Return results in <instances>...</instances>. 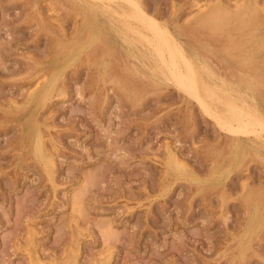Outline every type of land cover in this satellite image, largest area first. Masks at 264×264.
Instances as JSON below:
<instances>
[{"label": "rangeland", "instance_id": "374dc122", "mask_svg": "<svg viewBox=\"0 0 264 264\" xmlns=\"http://www.w3.org/2000/svg\"><path fill=\"white\" fill-rule=\"evenodd\" d=\"M139 1L188 53L258 74L264 113V0ZM217 7L231 13L212 30ZM127 19L94 0H0V264H264V133H225L154 75Z\"/></svg>", "mask_w": 264, "mask_h": 264}, {"label": "bare ground", "instance_id": "6f19581e", "mask_svg": "<svg viewBox=\"0 0 264 264\" xmlns=\"http://www.w3.org/2000/svg\"><path fill=\"white\" fill-rule=\"evenodd\" d=\"M75 2V0H73ZM78 1V0H77ZM107 8L113 10V13H117L120 16L127 17V22L124 26L130 32L136 33L137 36H133V40L136 43L130 44V46L137 47V42L141 47L138 50L139 56H142L141 62L147 66L148 69L152 70L154 75H161L162 79L170 81L174 86L179 88L189 98L196 101L204 113L213 118L217 125L222 130L230 132L234 135H245L249 136L254 134L263 138L264 133V113L259 109L255 102L254 89L256 88V80L259 79L258 74H253L252 71L247 69L245 71L242 67H238L235 71L229 73L227 69L222 71L219 67L215 66L209 59L208 56L203 55L198 50V47L191 49L188 53L185 49L184 44L176 34L172 33L165 25H162L158 19L151 16L148 13L139 0H94ZM80 2V0H79ZM242 1H240L241 3ZM222 3V2H221ZM248 4V2H247ZM82 6V5H81ZM115 6L122 7V11H118ZM126 8H123V7ZM205 6V5H204ZM203 6V7H204ZM227 6V5H226ZM241 6V5H240ZM207 7V6H205ZM230 7V6H228ZM210 8V7H209ZM239 8V7H237ZM242 8V6H241ZM52 9V8H51ZM147 9V8H146ZM205 9V8H203ZM236 9V8H235ZM260 9V8H259ZM95 10V9H94ZM89 11V9H88ZM78 12V11H77ZM92 12V11H91ZM246 12V11H245ZM73 13V12H72ZM97 13V12H95ZM103 13H106L105 11ZM231 11L228 9H222L217 7L213 11L209 12L204 18H202V24L209 26L210 29L214 30L220 26L222 19H225ZM76 14V12H75ZM78 14V13H77ZM102 14V13H101ZM107 14V13H106ZM245 14V13H244ZM242 14V15H244ZM251 14V13H249ZM40 15V14H39ZM105 15V14H104ZM42 16V14H41ZM80 16V15H79ZM235 16V15H234ZM56 17V16H55ZM108 17V15H107ZM247 18V17H246ZM132 19H135L139 23V26H134ZM193 20V19H192ZM60 20L57 19L59 23ZM120 22V21H119ZM125 22V21H124ZM185 22V21H184ZM57 23V24H58ZM178 23V22H177ZM113 24V23H112ZM76 25V23H75ZM177 25V24H176ZM77 26V25H76ZM115 27V26H114ZM124 27V28H125ZM225 27V26H224ZM62 28V27H61ZM79 28V27H78ZM144 28V30L142 29ZM63 29V28H62ZM76 30V29H75ZM105 30V29H104ZM118 30V29H117ZM64 31V30H63ZM120 31V30H119ZM123 31V30H122ZM74 32V31H73ZM126 32V31H125ZM174 32V31H173ZM122 33V32H121ZM132 33V34H133ZM177 33V32H176ZM179 33V32H178ZM65 34V33H64ZM73 34V33H72ZM125 34V33H124ZM127 34V32H126ZM118 35V34H117ZM135 35V34H134ZM102 36V35H101ZM123 36V35H122ZM66 37V36H65ZM68 37V36H67ZM66 37V38H67ZM127 37V36H126ZM128 38V37H127ZM129 40V38H128ZM231 40V39H230ZM133 41V42H134ZM132 42V41H131ZM232 47L242 51L238 43L232 39ZM115 43V42H114ZM110 44V43H109ZM56 47V46H55ZM230 48V47H228ZM70 50V49H69ZM244 53V51H242ZM65 53V52H64ZM124 53V52H122ZM125 55V54H124ZM131 55V54H129ZM62 57V56H61ZM64 57V56H63ZM107 57V56H106ZM131 57V56H130ZM252 57V56H251ZM136 58V57H134ZM130 59V58H129ZM61 61V60H60ZM138 61V60H137ZM242 63L250 61V54L244 55ZM37 62V61H36ZM58 63V62H57ZM49 63H46V65ZM54 64V63H53ZM40 65V64H39ZM141 65V64H140ZM98 68V67H97ZM102 68V67H101ZM94 69V68H93ZM36 70V69H35ZM96 70V69H95ZM33 71V70H32ZM31 71V72H32ZM111 71V70H110ZM115 70H113L114 72ZM121 71V70H120ZM46 72V71H45ZM110 73V72H109ZM43 74V73H42ZM45 74H43L44 76ZM142 75V74H140ZM34 76V75H33ZM39 76V75H38ZM120 76V75H119ZM123 76V75H122ZM131 76V75H130ZM148 76V75H147ZM138 77V76H137ZM44 78V77H43ZM42 78V79H43ZM51 78V77H50ZM54 78V77H53ZM52 78V79H53ZM151 79V78H150ZM158 79V78H157ZM161 79V78H159ZM39 80V78L37 79ZM160 81V80H159ZM37 81H35L36 83ZM43 83V82H42ZM106 84V83H105ZM169 84V83H168ZM39 85V84H38ZM37 85V86H38ZM167 85V84H166ZM36 87V86H35ZM41 87V85H40ZM54 82L46 80L43 87L40 88L33 95L40 97H48L53 91ZM64 87V86H63ZM149 87V86H148ZM32 88H34L32 86ZM39 88V87H38ZM159 88V87H158ZM30 91V90H29ZM55 92V91H54ZM29 93V92H28ZM56 93V92H55ZM29 96V95H27ZM40 96V97H39ZM187 97V98H188ZM57 98V96H56ZM55 99V98H54ZM13 100V99H12ZM15 100V99H14ZM29 100V99H27ZM36 100V99H35ZM53 100V99H52ZM37 101V100H36ZM220 102L221 109L217 108V103ZM40 102V101H39ZM32 103V101H31ZM49 103V102H48ZM37 105V102H35ZM195 104V103H194ZM13 105V104H11ZM16 105V101H15ZM19 105V103H18ZM23 106V105H22ZM29 106V105H28ZM34 106V105H33ZM217 106V107H216ZM14 107V106H13ZM31 107V106H30ZM29 107V108H30ZM40 107V106H39ZM12 108V107H10ZM18 108V107H17ZM35 108V106H34ZM32 107V109L34 110ZM261 108V107H260ZM16 110V109H15ZM22 110V109H21ZM24 110V108H23ZM1 111V110H0ZM27 111V110H26ZM25 112V111H24ZM33 112V111H32ZM18 113V112H16ZM22 113V112H21ZM39 113V112H38ZM13 114V113H12ZM33 115V113H30ZM20 115V114H19ZM39 115V114H38ZM35 117V115H33ZM40 116V115H39ZM48 116V115H46ZM1 117V116H0ZM28 117V116H27ZM49 117V116H48ZM208 117V116H207ZM18 118V117H16ZM31 118V117H30ZM36 118V117H35ZM41 118V117H40ZM20 119V118H19ZM28 119V118H27ZM34 119V118H33ZM5 120V119H4ZM17 120V119H16ZM25 120V118H24ZM40 120V119H39ZM46 120V118H45ZM32 121V120H31ZM24 122V121H23ZM37 122V121H35ZM34 122H32L33 124ZM38 123V122H37ZM52 123V122H51ZM34 125V124H33ZM37 125V124H36ZM29 126V125H28ZM39 126V125H38ZM43 126H46V124ZM48 126V124H47ZM52 126V125H51ZM50 126V127H51ZM27 127V126H26ZM219 127V128H220ZM46 128V127H45ZM52 128V127H51ZM20 129V128H19ZM53 129V128H52ZM28 130V129H27ZM26 131V130H22ZM49 131V130H48ZM27 132V131H26ZM35 132V131H33ZM50 132V131H49ZM212 132V131H211ZM222 132V131H221ZM31 133V132H30ZM29 134V133H28ZM32 134V133H31ZM35 134V133H34ZM23 136V135H22ZM32 136V135H31ZM236 137V136H235ZM240 137V136H239ZM237 137V138H239ZM43 138V137H42ZM29 139V138H28ZM33 139V138H32ZM44 139V138H43ZM264 139V138H263ZM31 141V140H30ZM45 141V140H44ZM22 142V141H21ZM34 142V141H33ZM39 142V141H38ZM31 143V142H30ZM252 143V142H251ZM255 143V142H254ZM253 143V144H254ZM23 144V143H22ZM32 144V143H31ZM167 144V143H166ZM258 144V143H257ZM256 144V145H257ZM171 145V144H170ZM168 145V147L170 146ZM244 145V144H243ZM255 145V144H254ZM259 145V144H258ZM257 145V147H258ZM44 146V145H43ZM172 147V146H171ZM25 148V147H24ZM262 148V147H260ZM28 149V148H27ZM31 149V148H30ZM33 149V148H32ZM172 149V148H171ZM173 150V149H172ZM171 150V151H172ZM175 150V149H174ZM173 150V151H174ZM207 150V149H206ZM29 151V150H28ZM26 152V151H25ZM24 153V152H23ZM32 153V152H31ZM29 154V153H27ZM50 154V153H49ZM167 154V152H166ZM171 154V153H170ZM174 154V153H173ZM178 154V153H177ZM213 154V153H212ZM51 155V154H50ZM176 156V154H175ZM174 156V157H175ZM209 156V155H208ZM215 156V155H214ZM34 157V156H33ZM41 157V156H40ZM39 157V159H40ZM178 157V156H176ZM179 158V157H178ZM37 159V158H36ZM51 159V158H50ZM49 159V160H50ZM176 159V158H175ZM174 159V160H175ZM52 160V159H51ZM251 160V159H250ZM254 160V159H253ZM42 161V160H41ZM53 161V160H52ZM56 161V160H55ZM258 161V160H257ZM163 162V161H162ZM181 163V160L179 161ZM43 163V162H42ZM53 163V162H52ZM55 163V162H54ZM261 163V162H260ZM51 164V163H50ZM166 164V163H165ZM184 164H186L184 162ZM238 164V163H237ZM45 165V164H44ZM54 165V164H53ZM167 165V164H166ZM165 165V166H166ZM43 166V165H42ZM163 166V165H162ZM46 166H43V168ZM246 167V166H245ZM191 168V167H190ZM212 168V167H211ZM236 168V166H235ZM166 169V168H165ZM169 169V167H168ZM57 170V169H56ZM45 171V170H44ZM169 171V170H168ZM212 171V170H211ZM47 173V171L45 172ZM172 173V172H171ZM195 173V172H194ZM209 173V172H208ZM211 173V172H210ZM232 173V172H231ZM178 174V173H177ZM48 175V173H47ZM56 175V174H55ZM186 175V174H185ZM190 175V174H189ZM195 175V174H194ZM193 175V177H194ZM197 175V174H196ZM49 176V175H48ZM211 176V175H210ZM209 176V178H210ZM190 177V176H188ZM192 177V176H191ZM197 177H199L197 175ZM232 177V176H231ZM54 178V177H53ZM182 178V176H181ZM203 178V177H202ZM49 179V178H48ZM188 179V178H187ZM185 179V180H187ZM216 179V178H214ZM226 179V177H225ZM161 180V178H160ZM50 181V180H49ZM55 181V180H53ZM214 181V180H213ZM226 182V181H225ZM57 183V182H56ZM175 183V182H174ZM214 183V182H213ZM161 184V183H160ZM167 185V184H166ZM196 185V184H195ZM226 185V184H225ZM224 185V186H225ZM164 186V185H163ZM167 188V187H166ZM195 188V187H194ZM54 190V189H53ZM163 191V190H162ZM161 191V192H162ZM223 191V190H222ZM204 194V193H203ZM79 195V194H78ZM77 194L72 195L74 199L71 206L81 202L80 197ZM79 205V204H77ZM77 207V206H75ZM249 210V209H248ZM249 212V211H248ZM248 215V214H247ZM262 219V218H261ZM260 219V220H261ZM257 229V228H255ZM245 231V230H244ZM254 231V230H253ZM81 232V231H80ZM109 233V232H108ZM111 233V232H110ZM109 233V234H110ZM114 233V232H113ZM112 233V234H113ZM254 233V232H253ZM108 235V234H107ZM244 235V234H243ZM77 236H79L77 234ZM106 236V235H105ZM113 237V236H112ZM76 238V237H75ZM81 238V237H80ZM110 239V238H109ZM246 240V239H245ZM81 243V242H80ZM75 244V242H73ZM74 246V245H73ZM76 249V247L74 246ZM103 251V250H102ZM101 253L105 256L109 255ZM228 252V251H227ZM37 254V252H36ZM100 254V256H101ZM39 257V256H38ZM111 258V256H110ZM66 259V258H65ZM101 259V257H100ZM38 260V259H37ZM41 260V259H40ZM81 260V258H80ZM99 260V259H98ZM102 260H105L104 257ZM74 261V259H73ZM79 261V260H78ZM39 262V261H38ZM41 262V261H40ZM82 262V261H81ZM80 263V262H79ZM98 264L100 262H96ZM102 264V263H101Z\"/></svg>", "mask_w": 264, "mask_h": 264}]
</instances>
